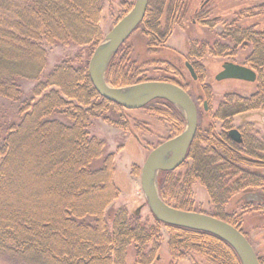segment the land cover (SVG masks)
<instances>
[{
    "label": "trees",
    "instance_id": "trees-1",
    "mask_svg": "<svg viewBox=\"0 0 264 264\" xmlns=\"http://www.w3.org/2000/svg\"><path fill=\"white\" fill-rule=\"evenodd\" d=\"M154 1L149 0L145 16L136 27L146 35L150 46L166 42L181 17L180 3H185L173 0L166 25L161 28L157 18L164 0H157V6ZM102 6L101 0H0V96L16 100L20 95L19 79H39L46 58L41 44H98L102 32L97 21ZM156 8L158 13L154 12ZM203 8L198 7L187 19L211 28L220 22L222 39L251 45L246 61L257 73L256 92L241 102L225 100L214 116L225 122L236 114L264 107V29L258 33L253 28L258 22L234 26L229 19L218 16L208 21L212 16ZM257 8L264 9V4ZM214 43L218 51L228 47L225 42ZM123 46L124 43L114 52L105 72L107 83L115 87L144 81L141 69L130 57V49L124 50ZM207 49L203 46L197 53L190 49L187 59L198 58ZM192 65L201 78L202 65L197 61ZM160 80L186 90L172 79ZM49 85L56 88L41 95ZM33 94L40 97L28 103L19 122L5 124L0 120V254L12 264H126L129 248L140 264H149L159 238V225L170 232L168 247L172 254L195 251L215 264L241 263L235 250L214 234L164 224L155 217L154 226H146L124 207L105 215L119 192L113 177V154L103 155L105 143L90 135L88 125L91 118L109 106L124 108L96 94L87 67H74L63 60L44 82L37 81ZM147 107L169 122L173 132L180 133L184 128L182 113L171 103L155 99ZM55 114L70 123L51 118ZM200 141L206 147H201ZM242 144L249 156L261 160H244L237 146L224 135L221 141L214 136L203 137L198 130L188 150L190 164H182L186 167L180 184L183 194L198 181L208 190L211 201L220 203L233 193L257 187L263 197L250 204L264 209V174L256 175L240 166L245 163L264 167V155L256 153L264 151V143H254L243 134ZM95 162L99 163L97 167L93 166ZM171 172L158 174L159 195L165 202L179 179L173 177L169 182ZM213 216L235 224L222 211Z\"/></svg>",
    "mask_w": 264,
    "mask_h": 264
},
{
    "label": "rangeland",
    "instance_id": "rangeland-1",
    "mask_svg": "<svg viewBox=\"0 0 264 264\" xmlns=\"http://www.w3.org/2000/svg\"><path fill=\"white\" fill-rule=\"evenodd\" d=\"M101 1L103 6L97 22L100 32H102V38L98 44L93 46L88 44L78 45L72 42L66 45L60 43L54 45L41 44L46 50V58L39 79H19L20 95L16 100L0 96V120L3 123L19 122V118L29 107L28 103H34L40 97V95L35 96L33 94L37 81L44 82L46 75L61 61L68 60L69 64L74 67H87L86 63H88L95 48L103 43L105 34L112 29L117 20L127 13L128 10L125 11V9L134 2V0ZM171 1L165 0L162 14L158 18L161 28L166 25L168 7H170ZM184 1L185 3H180L182 10L179 12L181 17L177 20L178 24L173 27L165 43L150 46L148 40H146V35L141 30L134 29L129 37L124 40V50L130 49V57L136 62V66L141 69L142 79L146 81L172 79L186 86V91L196 104L198 130L200 133L202 132L203 137L215 136L220 138L226 129L234 128L249 136V139L254 143H264L263 105L236 114L232 118H227L226 123L214 116L219 105L225 100L230 98L233 103L241 102V99L249 98L256 92V80L249 82L241 79H215V75L221 70L222 64L226 61L251 67L246 61V57L252 49L251 45L234 44L226 38L222 39L220 22H217L211 28L209 25L194 23L191 21L192 19H187L193 15L199 7L198 5L204 0ZM262 4H264V0H209L204 9H207L208 16H212L208 17V21L212 20L213 16L229 20H232L234 18L232 16H235V21L239 17V21L235 22L237 24L251 25L258 22L253 28L259 33L264 29V9L261 10L257 6L259 7ZM214 42H225L228 47L218 51ZM203 46H207L208 49L202 52V55L192 60L187 59L190 49L200 52ZM187 60L190 64L197 61L202 65L204 73L201 78L193 79L190 76L185 66ZM206 85L209 86L208 89H205ZM52 88L56 87L50 85L44 87L41 95ZM203 101L207 103L206 110H203ZM51 118H55L62 123H70L62 115L55 114ZM88 126L90 135L104 141L103 155L113 154L112 164L115 171L113 177L119 192L117 197L107 206L105 215L109 216L118 207H124L129 215L138 217L146 226H154L155 218L140 186L141 167L146 156L155 146L168 138L176 136L179 132H173L171 124L164 121L157 114L152 113L147 105L128 111L127 109L118 110L109 106L98 117L91 118ZM63 141L64 138L61 137L60 142ZM199 145L206 147L203 141H200ZM237 148L238 153L244 160H261L249 156L250 154L243 150L242 143L238 144ZM256 153L264 155V151ZM189 162L190 160L187 159L186 163L190 164ZM98 165L99 163L95 162L93 166L97 167ZM240 166L251 172L259 170L261 174H264V167L262 166H251L245 163ZM185 170L186 167L182 165L167 176L169 182H171L170 178L173 177L179 179L175 183V188L170 192L166 203L176 208L181 207V209L210 215H214L218 211L228 214L232 223L239 224V227L235 224L232 225L246 236L255 251L254 253H256L258 259H261L260 263L264 264V209L250 204L251 201H257L263 197L259 189L257 187L247 188L246 191L233 193L225 202H212L209 193H207L208 190L198 181L193 182L191 187L186 189L187 192L183 194L180 184ZM229 186L232 187V184ZM215 192H217L216 189ZM158 229L159 238L154 243L153 257L149 264H215L208 256L195 251H189L181 256L172 254L168 247L169 230L163 225H159ZM149 247L145 248L148 250ZM126 259V264H140L135 259L134 250L131 248L128 250ZM0 264L12 263L5 255L0 254Z\"/></svg>",
    "mask_w": 264,
    "mask_h": 264
},
{
    "label": "water",
    "instance_id": "water-1",
    "mask_svg": "<svg viewBox=\"0 0 264 264\" xmlns=\"http://www.w3.org/2000/svg\"><path fill=\"white\" fill-rule=\"evenodd\" d=\"M148 1L134 0L127 13L117 20L112 29L105 34L103 43L95 48L86 63L88 78L96 94L120 105L127 111L142 108L155 99H163L179 109L185 119L183 130L155 146L146 156L140 171V186L153 216L164 224L214 234L235 250L240 264H259L252 245L235 226L210 214L171 206L159 195L156 185L157 174L162 171H173L183 164L196 134L198 113L190 94L180 85L169 81L144 80L128 86L115 87L109 85L105 79L108 62L144 18ZM185 66L191 77L195 79V71L188 60L185 61ZM215 79H241L253 82L256 79V73L248 66L226 61L215 75ZM203 104L205 106L206 102L204 101ZM227 133L235 141L241 142L237 129H230ZM252 173L261 174L259 170Z\"/></svg>",
    "mask_w": 264,
    "mask_h": 264
},
{
    "label": "flooded vegetation",
    "instance_id": "flooded-vegetation-1",
    "mask_svg": "<svg viewBox=\"0 0 264 264\" xmlns=\"http://www.w3.org/2000/svg\"><path fill=\"white\" fill-rule=\"evenodd\" d=\"M209 0H204L200 5H198L199 7H201V9L203 8V7H205L206 6V4H207V2H208ZM172 2H173V0L170 2V5L172 4ZM148 3H149V1H148ZM159 2L157 1V0H155L154 1V4H156V6H157V4H158ZM181 3H183V2H181ZM164 4H165V0H164V3H163V7H164ZM132 6V5H131ZM155 6V5H154ZM155 6V7H156ZM131 8V7H130ZM146 9V8H145ZM162 10H163V8H162ZM180 10H182V9H180ZM180 10H179V12H180ZM158 8H156L155 10H154V12L155 13H158ZM169 11V10H168ZM196 11V10H195ZM203 11H207V9H204L203 8ZM146 12V11H145ZM161 14L162 13H160V14H158V16L160 17L161 16ZM145 16V15H144ZM158 17V18H159ZM232 17H234L232 20H230L231 21V23H233V25L235 26V16H232ZM157 18V19H158ZM158 23H159V19H158ZM189 62V61H188ZM190 63V62H189ZM192 65V64H191ZM193 66V65H192ZM250 68H252V67H250ZM253 69V68H252ZM254 70V69H253ZM195 71V70H194ZM255 71V70H254ZM255 73H256V71H255ZM190 74V73H189ZM195 74H196V78L195 79H198V77H197V73L195 72ZM191 76V75H190ZM256 78H257V73H256ZM235 80H237V79H235ZM256 80V79H255ZM254 80V81H255ZM204 102V101H203ZM202 105H203V110H206L207 109V103H206V105L204 106V104L202 103ZM183 116V115H182ZM198 123H197V130H195L196 131V133H197V131H198ZM230 129H234V128H229V129H226V131L223 133V134H221V136H220V138L219 137H215L216 139H219V140H221L222 141V135H224L225 136V138H227V140H229L232 144H235L236 146L238 145V144H241L242 143V140H243V134H242V132L239 130V129H237L238 130V132L240 133V136H241V142H237V141H235L234 140V138L232 139V137L230 136V135H228V131L230 130ZM196 135V134H195ZM188 150H189V148H188ZM187 155H188V151H187ZM186 160H187V158H186ZM186 160L184 161V162H186ZM183 163V162H182ZM261 175V174H260Z\"/></svg>",
    "mask_w": 264,
    "mask_h": 264
}]
</instances>
